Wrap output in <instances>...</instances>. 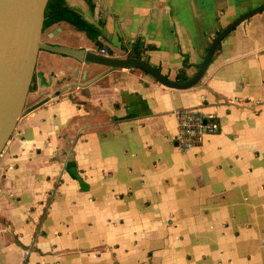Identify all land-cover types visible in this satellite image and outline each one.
<instances>
[{"label": "crops", "instance_id": "obj_1", "mask_svg": "<svg viewBox=\"0 0 264 264\" xmlns=\"http://www.w3.org/2000/svg\"><path fill=\"white\" fill-rule=\"evenodd\" d=\"M66 2L100 43L66 21L46 42L112 56L139 45L173 79L193 75L217 33L264 4ZM105 69L39 51L0 154V264H264V11L222 40L192 88L118 68L63 90ZM184 108L220 124L188 150L175 140Z\"/></svg>", "mask_w": 264, "mask_h": 264}, {"label": "water", "instance_id": "obj_2", "mask_svg": "<svg viewBox=\"0 0 264 264\" xmlns=\"http://www.w3.org/2000/svg\"><path fill=\"white\" fill-rule=\"evenodd\" d=\"M49 0H0V154L11 138L24 114L37 57L40 50L72 56L86 65L97 64L106 69L84 84L72 82L71 86L86 85L118 68H140L166 87L189 89L197 85L208 70L222 40L239 24L256 13L264 11V4L257 6L220 30L212 40L196 72L186 79H173L145 59L135 55L112 56L95 49L75 48L63 44H50L43 39L45 10ZM61 27L53 31L57 33ZM88 71H84L87 76ZM58 91L56 94H60Z\"/></svg>", "mask_w": 264, "mask_h": 264}, {"label": "built area", "instance_id": "obj_3", "mask_svg": "<svg viewBox=\"0 0 264 264\" xmlns=\"http://www.w3.org/2000/svg\"><path fill=\"white\" fill-rule=\"evenodd\" d=\"M101 54H108L106 48H101ZM179 132L176 143L182 150H188L199 144L205 134L219 131V121L213 114H203L196 108H184L178 111Z\"/></svg>", "mask_w": 264, "mask_h": 264}, {"label": "trees", "instance_id": "obj_4", "mask_svg": "<svg viewBox=\"0 0 264 264\" xmlns=\"http://www.w3.org/2000/svg\"><path fill=\"white\" fill-rule=\"evenodd\" d=\"M62 21H66L70 23L77 30L85 32L89 38L96 40L98 43H100L98 41L99 32L95 29L93 25L88 23L81 16V14H79L77 11L69 7L66 0H49L48 5L45 10L44 29L46 30L49 27L53 26L54 24L60 23ZM139 49H140L139 45L134 46V49L131 55H135V56H139L143 58L141 50ZM186 63L187 61H185V64ZM187 77L188 76L185 73L183 74L181 72L178 79H186ZM32 87L33 86H31V88Z\"/></svg>", "mask_w": 264, "mask_h": 264}, {"label": "rangeland", "instance_id": "obj_5", "mask_svg": "<svg viewBox=\"0 0 264 264\" xmlns=\"http://www.w3.org/2000/svg\"><path fill=\"white\" fill-rule=\"evenodd\" d=\"M46 32H47V30L44 32V34H43V39L45 40V41H47V34H46Z\"/></svg>", "mask_w": 264, "mask_h": 264}, {"label": "flooded vegetation", "instance_id": "obj_6", "mask_svg": "<svg viewBox=\"0 0 264 264\" xmlns=\"http://www.w3.org/2000/svg\"><path fill=\"white\" fill-rule=\"evenodd\" d=\"M45 31H46V30H45ZM45 31H44V32H45ZM43 34H44V33H43Z\"/></svg>", "mask_w": 264, "mask_h": 264}]
</instances>
